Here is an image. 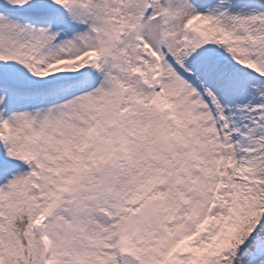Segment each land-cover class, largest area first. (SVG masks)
<instances>
[{
	"label": "snow or ice",
	"instance_id": "6c2138e0",
	"mask_svg": "<svg viewBox=\"0 0 264 264\" xmlns=\"http://www.w3.org/2000/svg\"><path fill=\"white\" fill-rule=\"evenodd\" d=\"M0 264H264V0H0Z\"/></svg>",
	"mask_w": 264,
	"mask_h": 264
}]
</instances>
